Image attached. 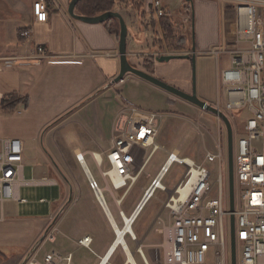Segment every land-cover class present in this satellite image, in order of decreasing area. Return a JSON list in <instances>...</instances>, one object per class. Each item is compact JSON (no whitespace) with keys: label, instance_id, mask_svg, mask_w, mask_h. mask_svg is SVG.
Returning <instances> with one entry per match:
<instances>
[{"label":"built area","instance_id":"built-area-1","mask_svg":"<svg viewBox=\"0 0 264 264\" xmlns=\"http://www.w3.org/2000/svg\"><path fill=\"white\" fill-rule=\"evenodd\" d=\"M229 1L239 4L235 38L240 46L221 51L229 55V66L218 69V99L213 106L229 118L235 115L243 121L244 132L234 141V180L238 190L237 197L235 190V209L231 211L229 197L228 140L222 143L219 139L215 144L216 151H207L202 163L181 157L178 149L169 151L166 161L144 189L131 214H139L155 190L169 193L164 204L169 222L161 216V212L154 224L161 237L163 260L160 264H232V215L235 217L237 264H264V0ZM59 6V0H34L32 12L35 22H47L50 10ZM150 11L157 19L169 16L162 0H153ZM28 34L29 31L22 33L23 36ZM218 52L215 51L216 54ZM33 57L48 58L50 55L43 46H38ZM166 115L163 111L125 105L114 119L111 148L103 156L92 153L107 181V188L104 189L94 177L90 178V187L95 193L100 189L112 193L125 189L127 193L132 188L151 155L162 149L156 140ZM134 146L151 148L137 170H133L128 162ZM24 151L20 138L0 134V202L26 201L20 198L23 185L58 184L56 179L49 177L26 179ZM76 157L80 162L83 160L78 153ZM105 161L108 167L102 169ZM208 162L214 163L217 169L215 180L213 169L206 165ZM174 163L184 165L185 172L175 188L169 189L163 180ZM115 200L118 205L123 201L122 198ZM119 213L124 219L125 213L121 208ZM129 234L138 242L137 235ZM47 238L55 241L56 234L50 231ZM92 241L91 236H85L79 243L91 249ZM136 251L145 264H150L143 245ZM213 253L215 263H209L208 257ZM24 264H73V253L50 251L42 259L32 256Z\"/></svg>","mask_w":264,"mask_h":264},{"label":"crops","instance_id":"crops-1","mask_svg":"<svg viewBox=\"0 0 264 264\" xmlns=\"http://www.w3.org/2000/svg\"><path fill=\"white\" fill-rule=\"evenodd\" d=\"M33 1L34 0H0V76L4 75L6 84V86L3 87L0 80V104L5 96L17 94L27 99L26 104L27 107H29L30 104L34 103L36 97L39 96V89L47 84L48 76L57 69L58 61H64L61 59L75 58L76 61H82L81 64H76L79 71H83L84 69L87 71L90 69L93 70V76L97 78V85L99 84L98 86H101V88L92 95L90 93L93 90L87 92L81 98L74 101V103L72 102L69 104L60 115L64 113L71 114L75 110H82L84 106L91 105L98 100L100 98V93L109 92L116 88V85L120 86L126 78H132L131 73H128L124 76L123 80L119 82L116 81V77L120 73L119 40L114 34H111L107 30L104 24L87 23L71 17L68 13L71 0H59L60 6L58 9L50 10L49 20L45 23H37L34 20L32 12ZM129 1L133 4L128 7L129 10L133 8L132 6L136 8L137 2L140 1V3H142L140 11L145 13L144 16L136 9L137 13L132 11L128 14L119 10L124 16L129 29L127 37L128 60L135 66V62L139 63L140 61L134 59L132 55L138 53L147 55L148 50L154 49V46H152V36L143 41L141 38H138V31H140L139 25H143L146 29L151 28L153 34L161 30L158 29V26L153 28L155 25L151 24L152 18L156 20V25L159 22V19L150 11V5L153 0ZM225 2V0H162L163 6L169 11V16L167 17L172 18L173 23L175 22L177 24L178 29L175 34L183 43L185 50L182 52L190 53V55L194 54L195 60L198 58V53H204L205 51L213 53L217 64V74L219 68H226L229 66V61L225 65V62L221 59V55L227 53H221V51L232 50L228 46L236 42L233 34L230 36L224 32L222 18L227 15L228 11ZM219 16L221 17V30L216 25L214 27L212 26L214 23L219 25V22L216 21V17L219 20ZM150 19L151 21H149ZM184 22L191 23V28H193V37L195 38V47L193 48H190V45L188 46L187 34L191 29H189V31L187 29L186 32L182 28ZM130 26H132L133 29L130 30ZM25 31H29L27 36L22 35ZM143 44H145L144 47L138 48V46H142ZM38 46H43L50 57L32 58V56L36 55ZM215 51L220 52L216 54ZM174 60H179L181 63H173L175 62ZM158 62L155 64L153 72H150L144 67L140 68L141 66L135 67L147 71L185 92L191 93V60L172 59L167 63ZM10 71L14 73L18 72V77L15 78L16 86H14L18 87L17 89H14V87L12 88L14 83L10 82V76L4 74ZM43 73L47 74V78L44 84H40L39 81L44 75ZM204 101L210 103L207 99ZM112 122L114 123V120H112ZM112 122L111 129L113 127ZM92 127L93 130L91 132L89 131L91 140L87 142L88 145L91 144V146L95 143H101V141L97 140L95 137L102 134L104 130H102L103 127L97 122L95 123V121ZM0 134L5 137H15L7 136L2 133ZM20 137L21 136H18L17 138ZM20 139L24 143L25 159L28 158L26 152L28 149L27 143L26 140ZM110 148L111 146L101 151L92 147L82 149L80 146H77L74 151L75 155L79 152L82 153L84 158L86 154H90L96 164L92 153L102 154L103 156ZM39 159L43 160L42 158ZM44 162L47 164L46 161ZM85 162L87 163L86 158ZM105 163L108 166L106 161L104 164ZM77 166L79 169L82 168L86 173L83 164L79 160ZM43 167L45 166H41L40 168L39 178H28L25 176L24 166L25 178H53L50 174V176H46L50 171L45 170V168L43 169ZM33 171L34 170H32V172ZM92 176L94 177L93 174ZM39 185L41 186L43 184L34 183L21 186L20 198L26 201L4 200L0 202V264H20L27 255L31 254V257L35 256L39 258L41 255L44 256L50 251H57L61 254L73 253V264H101L105 259L104 257L108 254V256L110 255L108 261L107 263L106 261L104 262L106 264H111V259L116 253L114 252L116 248H114L113 251L111 249L114 247L117 235L115 239L114 236H111L113 233L116 234L115 227L109 219V216H107L97 196L95 200L88 190L87 193H85L87 198H80L79 193H83L82 191L78 192L76 198H73V194L75 195L77 192L73 190V188H70L69 197L67 201H65L66 191L59 182L56 185H49V191H38L33 197H30L29 193H24L22 190L23 187H39ZM44 186H47V184H44ZM103 188H107V183ZM90 189L92 190L91 187ZM113 201L111 205L112 210L114 212L115 210H120L118 206L116 207L115 200ZM135 207L131 212H129L131 207L125 210L122 206L121 209L124 211L125 216H127L126 214L128 213V215L132 214ZM117 227L120 228L118 224ZM50 231L56 234L55 241H50L47 235L46 237L44 236L46 232L48 234ZM101 231L105 233V238H102V235L99 233ZM85 236H91L93 239L91 249L79 243V240ZM137 243L138 242H136V244ZM47 245H50V248L45 250ZM118 245L119 244H117V246ZM126 245L128 246L127 242ZM119 248L120 246L118 249ZM109 252L112 253L109 254ZM133 260L134 263L130 260L132 264H138L135 256ZM104 262L102 264H105ZM131 263L128 261L126 253V258L119 264Z\"/></svg>","mask_w":264,"mask_h":264},{"label":"rangeland","instance_id":"rangeland-1","mask_svg":"<svg viewBox=\"0 0 264 264\" xmlns=\"http://www.w3.org/2000/svg\"><path fill=\"white\" fill-rule=\"evenodd\" d=\"M225 1L228 11L227 15L222 18L224 32L230 36L232 34L235 36V26L239 17L237 6L239 4L229 0ZM119 9L127 14L132 11L137 13L134 8H130L129 10L128 7L120 6ZM140 13L144 15L143 12L140 11ZM216 21L219 22V25L214 23L212 26L214 27L216 25L221 30V17L219 16V20L216 17ZM151 24L155 25L153 28L158 26V29L161 31L153 34L151 28L146 29L143 25H139L140 31H138L137 36L142 41L152 36V46H154V49L148 50L147 55L138 53L132 55V57L140 61L139 63L135 62V66H141L140 68L144 67L150 70V72H153L154 66L158 62L156 60L157 54H177L182 53L184 50L173 49L174 45L183 47L182 41L175 39L172 42L170 39H167L164 35L163 27L159 22L156 25L152 21ZM182 28L186 32L187 29L188 31L191 29L187 34L188 46L190 45V48L195 47V38L193 37L194 32L193 28H191V23L184 22ZM131 29H133L132 26H130ZM177 29L178 27L175 33ZM195 34L197 36L196 31ZM144 46L145 44L138 46V48ZM239 46L240 44L235 42V44L229 45L228 47L234 49ZM221 59L226 65L228 62V54H222ZM61 60L64 61H58L57 69L48 76L47 84L39 89V96L36 97L34 103L30 104L29 107L22 101L12 109H4L0 104V133L7 136H21L20 138L26 140L28 158L24 159L25 176L28 178H39L40 168L41 166H45L43 169L45 168V170L50 171L46 176L51 175L53 178H56L60 185H63L66 191L65 201L69 197L70 188H73L77 192L75 195L73 194V198H76L80 191L83 192L79 193L80 198H87L85 193L89 190L92 197L95 200L97 199L94 190L90 189L87 174L82 168L79 169L77 166L78 160L74 149L77 146H80L82 149L92 147L101 151L108 149L111 146V122L114 120L115 114L117 115L124 109L125 105H133L144 110L163 111L167 115L162 121L156 140L162 146V149L157 150L151 155L144 171L140 174L132 188L127 193H125V189L114 190L113 193L110 190L103 191L109 209L113 217L115 214L114 219L120 227L124 225V219L120 215L119 210H115V212L112 210V201L115 198H122L121 205H118L115 200L116 207L121 208L123 206L125 210L131 207L129 211L131 212L140 200L144 189L149 185L152 178L166 161L169 151L178 149L181 157H189L196 163H202L204 162L207 151H216L215 144L219 139L222 143L228 140L227 127L217 115L134 74H131L132 78H126L120 86L116 85V88L111 91L100 93L98 100L91 105L84 106L82 110H75L71 114L64 113L60 115L69 104L74 103V101L81 98L87 92L93 90L90 93L92 95L101 88V86H98L99 84L97 85V78L93 76V70L90 69L87 71L84 69L83 71H79L76 64H81L82 61H76L75 58ZM174 61L173 63H181L179 60ZM160 63H167V61ZM4 74L10 76V82L14 83L12 88L16 86L15 78L18 77V72L14 73L10 71ZM46 78L47 74H44L39 83L44 84ZM0 80L2 86H6L4 75L0 76ZM191 85L192 91L195 87L196 94L200 99H207L212 105L216 103L218 99L217 64L213 53L206 51L204 53H198V58L195 61V81L192 66ZM17 88L14 87V89ZM223 97L226 100L227 94L225 91L223 92ZM229 119L233 127V139L236 142L238 136L244 132L243 121L235 115H232ZM94 121L100 124L103 127L102 130H104L102 134L95 137L101 143H95L91 146L87 142L91 140L89 131L91 132L93 130L92 126ZM150 151L151 148L146 149L134 146L128 157L131 168L137 170ZM39 158H42L47 164ZM85 158L92 174L100 187L103 188L107 182L102 176L100 168L94 163L90 154H86ZM206 165L213 169V179L215 180L217 178L215 164L208 162ZM107 167L105 163L102 169H107ZM32 170L34 171L32 172ZM184 172V165L179 163L172 164L163 183L169 189H174L183 177ZM49 189L50 186L48 184L47 186L43 184L41 186L39 185V187L30 186L29 188H22L24 193H29L30 197H33L38 191H49ZM235 190L237 197V187ZM24 195L28 196L27 194ZM168 197L169 193L167 191L161 189L155 190L154 195L146 203L142 213L133 225L134 231L138 236V241L143 243V251L150 264H160L163 260L162 247L160 246L161 237L155 230L157 226L154 224L155 219L161 212V216L169 222L168 210L164 209V204L168 200ZM128 214L126 215L129 216ZM99 233L102 235V238H105V233H102V231ZM111 236H114V239L116 238L114 233ZM126 241L130 250L132 252L135 250L134 256L137 253L136 260L138 264H145L143 257L135 249L137 246L136 241L131 238L129 233L126 234ZM48 248H50V245H47L45 250ZM42 257L41 255L38 259H42ZM125 258L126 252L120 246L112 257L111 262L119 264ZM157 258L161 261H158ZM208 262L215 263V253L208 257Z\"/></svg>","mask_w":264,"mask_h":264},{"label":"water","instance_id":"water-1","mask_svg":"<svg viewBox=\"0 0 264 264\" xmlns=\"http://www.w3.org/2000/svg\"><path fill=\"white\" fill-rule=\"evenodd\" d=\"M187 1H192V0H187ZM78 2H79V0H71L69 7H68V13L70 14L71 17H73L75 19H78V20H81V21H84L87 23L95 24V23H103L107 19L115 17L120 22V26H121L120 37H119L120 73L116 77L117 82L123 80L124 76L128 73L134 74V75H136L142 79H145V80L157 85L158 87H160V88H162V89H164L170 93H173V94H175V95H177L183 99H186L187 101L199 106L202 109H205V110L217 115L218 117H220L223 120V122L225 123V125L227 127V132H228L229 197H230V202H231V211L233 212L235 209L234 139H233V127H232V124H231L229 117L227 115H225L224 113L218 111L217 108H215L213 105H211L207 101L200 99L196 94L195 87L191 93L185 92V91L175 87L174 85L169 84L166 81L156 77L155 75L132 65L128 60V52H127V37H128L129 29H128V25L125 21V18L121 14V12L111 10V11H106L102 14L95 15V16L80 15L75 11V8H76V5ZM172 59H189V60H191L192 66H193V78L195 81V61L196 60H195L194 54L190 55L189 53H177V54L171 53V54H164V55L156 56V60L159 62H166V61L168 62ZM83 167L85 168V171L87 169V171L89 172V175H88V172H86L88 178L89 179L93 178V176H92L90 170L88 169L86 163L83 164ZM96 196H97L99 202L101 203V205L103 206V208L105 209V211L107 212L111 222L115 223L117 225L111 211L109 210V208L106 204L105 199L103 198V201H102L99 197L98 192H96ZM47 232L44 234L45 237L47 235ZM118 242H117V240H115L114 244L115 243L119 244ZM231 245H232V264H237V262H236V239H235V217L233 215L231 216ZM140 246H142V243H141V241H138L136 249L138 250V247H140ZM122 247L125 250V252L127 253L128 261L131 263L128 251L131 253V256L133 258H134V251L133 252L130 251V249L128 248V246L126 247V245L125 246L122 245ZM30 257H31V254L27 255L22 260V262L20 264H24Z\"/></svg>","mask_w":264,"mask_h":264},{"label":"trees","instance_id":"trees-1","mask_svg":"<svg viewBox=\"0 0 264 264\" xmlns=\"http://www.w3.org/2000/svg\"><path fill=\"white\" fill-rule=\"evenodd\" d=\"M131 5H133V4L129 0H79V2L76 5L75 11L78 14H80V15L95 16V15L102 14V13H104L106 11H111V10L119 11L120 10L119 9L120 6L129 7ZM141 6H142V3H140V1H139V2H137V7L136 8L134 6H132V7L134 9H136L137 11H140L141 10ZM143 14H145V13L143 12ZM152 21L156 24V20H154L152 18ZM159 23L162 25L163 30H164V35L166 36L167 39H170L172 42L175 39L177 41L178 40L181 41V39H178L179 37L176 36V34H175V31H176V28H177V24L175 22L173 23L172 18H170V17H162L161 19H159ZM102 24H104L105 27L107 28V30L111 34H114L116 36V38L119 40L121 26H120V22H119V20L117 18L112 17V18L107 19L106 21H104ZM171 46H172V43H171ZM174 48H175V50H185L184 47H182V46H175L174 45L173 49ZM21 101L26 103L27 99L25 97H21L20 95H17V94H10V95L5 96L2 99L1 106L4 109H12V108L16 107V105L19 102H21ZM139 214H138V216H139ZM138 216H137V218H138ZM128 217H131V215H129ZM133 225L134 224L132 223V228H133ZM123 228H124V225L122 227H120V229H123ZM133 230H134V228H133ZM126 234L124 236L125 240H126ZM119 246H122V245L119 244L116 247L114 252L117 251ZM112 255H111V257H112ZM135 257H136V255H135Z\"/></svg>","mask_w":264,"mask_h":264},{"label":"bare ground","instance_id":"bare-ground-1","mask_svg":"<svg viewBox=\"0 0 264 264\" xmlns=\"http://www.w3.org/2000/svg\"><path fill=\"white\" fill-rule=\"evenodd\" d=\"M79 154V156H80V159H83V160H81V163H86L85 162V158H84V156H83V154L82 153H78ZM86 165H87V163H86ZM87 167H88V165H87ZM88 169H89V167H88ZM90 170V169H89ZM86 172H88L87 171V169H86ZM91 172V171H90ZM88 175H89V172H88ZM98 192V194H99V197H100V199L103 201V198L105 197L104 196V193H103V190H101L100 189V191H97ZM106 204H107V202H106ZM108 206V205H107ZM106 214H107V212H106ZM138 214H137V212H135V215L134 216H131V217H127V216H124V222H125V225H124V228L123 229H120V228H118L117 227V225L115 224V223H113V226L115 227V232H116V235H117V238H116V240H117V242L119 243V244H122V245H126V242H125V240H124V236H125V234L126 233H132V234H134V235H136L134 232H133V228H132V223H133V221H134V219H135V217L137 216ZM107 216H108V214H107ZM116 246H117V243H115L114 244V247L111 249L112 251L114 250V248H116ZM126 247H127V245H126ZM112 252H109V254H111ZM110 256V255H109ZM109 256H108V254L104 257L105 259L103 260V262L104 261H106V263H107V261H108V258H109ZM129 257H131L130 258V260L134 263V260H133V257L131 256V253L129 252ZM102 262V263H103ZM101 263V264H102ZM105 263V262H104ZM105 263V264H106Z\"/></svg>","mask_w":264,"mask_h":264},{"label":"flooded vegetation","instance_id":"flooded-vegetation-1","mask_svg":"<svg viewBox=\"0 0 264 264\" xmlns=\"http://www.w3.org/2000/svg\"><path fill=\"white\" fill-rule=\"evenodd\" d=\"M182 53H186V52H182ZM190 54V53H189Z\"/></svg>","mask_w":264,"mask_h":264}]
</instances>
